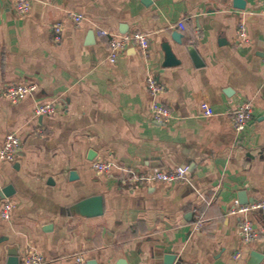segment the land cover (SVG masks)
Wrapping results in <instances>:
<instances>
[{
	"label": "crops",
	"instance_id": "obj_1",
	"mask_svg": "<svg viewBox=\"0 0 264 264\" xmlns=\"http://www.w3.org/2000/svg\"><path fill=\"white\" fill-rule=\"evenodd\" d=\"M72 13L84 16L81 25ZM58 21L65 26L56 42ZM242 22L250 42L238 47ZM98 30L145 32L150 52L130 46L111 64ZM166 42L179 64L164 65ZM263 58L264 0H246L245 9L234 0H34L25 17L0 0V144L10 132L21 138L14 161L0 158V212L7 200L14 204L9 219L0 216V264L12 250L19 264L32 252L46 264H75L78 254L87 264H165L167 254L174 264H264V238L245 244L241 231L245 217L264 233V210L230 213L241 191L264 199ZM150 73L166 86L167 124L153 117ZM10 83L38 88L12 102L3 95ZM244 102L254 113L238 132L229 113ZM37 103L58 112L36 114ZM100 159L113 163L110 173H95ZM179 166L190 172L172 184L129 191L120 182L128 172ZM95 195L102 215L70 211Z\"/></svg>",
	"mask_w": 264,
	"mask_h": 264
},
{
	"label": "built area",
	"instance_id": "obj_2",
	"mask_svg": "<svg viewBox=\"0 0 264 264\" xmlns=\"http://www.w3.org/2000/svg\"><path fill=\"white\" fill-rule=\"evenodd\" d=\"M14 11L21 17L28 16L34 6V0H12ZM69 18L76 26L81 25L84 16L80 13L69 14ZM64 21H58L53 24V37L56 42L62 38L64 31ZM182 28H185L181 24ZM100 36L107 37V44L109 48L108 60L111 64L117 62L120 55L130 46H136L144 55L150 52V37L147 33L142 31L126 32L121 34H112L107 30H98ZM250 42L247 25L242 22L238 29L237 46L242 47L244 44ZM264 64V58H263ZM147 88L152 97L151 110L155 121L161 124H167L172 120V112L160 101V97L166 92V86L160 81L155 74H148L146 78ZM38 86L34 83H10L6 84L3 90V95L12 102H18L23 97L33 94ZM34 111L39 115H54L58 112V107L54 103H37ZM254 107L251 102H244L235 107L230 113L229 117L234 129L238 132L246 130L250 120L253 117ZM21 146V138L14 132L6 135L5 140L0 144V158L2 160L14 161L17 157ZM113 163L110 160H96L92 164V168L98 175L108 174L112 170ZM190 172L189 166H179L172 170H163L161 168H154L149 172L132 171L124 174L120 178L121 184L129 191H134L139 186H148L154 182H162L172 184L182 181L187 178ZM14 204L7 200L1 209L0 216L4 219H9L13 210ZM256 210H264V199L256 200L248 203H242L238 198L233 201L230 209L231 214L247 215ZM197 228L204 224L201 218L197 221ZM241 231L245 244H249L254 240L264 238V233L257 229L252 221L245 218L241 223ZM242 251H238L236 257L240 258ZM26 264H46V258L37 252H32L25 258ZM75 264H87L85 255L78 254L75 257Z\"/></svg>",
	"mask_w": 264,
	"mask_h": 264
},
{
	"label": "water",
	"instance_id": "obj_3",
	"mask_svg": "<svg viewBox=\"0 0 264 264\" xmlns=\"http://www.w3.org/2000/svg\"><path fill=\"white\" fill-rule=\"evenodd\" d=\"M149 1H151V0H146V2H149ZM234 5H235V7L239 8V9H245L246 0H234ZM122 32H126V31L123 30ZM182 36H183V34L179 31L173 32V38L179 44H183ZM163 49L166 53L164 65H167V66L168 65H176V64H179L181 62V60L177 58L176 54L173 51V48L171 47V45L168 42H166L163 45ZM187 49H188V52L190 53V55L192 56L194 62L198 66L202 65V61H201L200 56H199L198 52L196 51V49L193 46H188ZM94 156H95V152L91 150L90 156H89L90 159H93ZM71 177H73V178L77 177L76 170H73L71 172ZM12 192H13V187L11 185L5 187L2 190L3 195L6 197L11 196ZM238 198H239L240 202H242V203H248V202L255 201V200H249L248 197L246 196L245 191L239 192ZM70 211L84 215V216H88V217L102 215L104 212L103 198L100 195L90 196V197L85 198V199L77 202L76 204H74L70 208ZM253 256H257V258L259 257L256 253H253ZM175 260H176L175 254H167L165 256V264H174ZM9 264H19V257H18V254L16 253L15 250L10 251ZM88 264H98V262L96 260L92 259V260L88 261Z\"/></svg>",
	"mask_w": 264,
	"mask_h": 264
}]
</instances>
